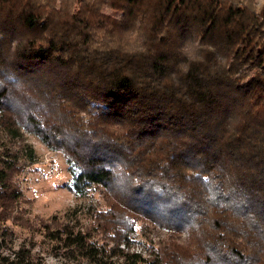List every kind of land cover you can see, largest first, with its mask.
Instances as JSON below:
<instances>
[{"label": "trees", "instance_id": "obj_1", "mask_svg": "<svg viewBox=\"0 0 264 264\" xmlns=\"http://www.w3.org/2000/svg\"><path fill=\"white\" fill-rule=\"evenodd\" d=\"M22 131L87 200L42 229L72 261L264 264V0H0V133ZM37 161L0 150L2 235ZM138 222L164 230L148 256L119 246Z\"/></svg>", "mask_w": 264, "mask_h": 264}, {"label": "rangeland", "instance_id": "obj_2", "mask_svg": "<svg viewBox=\"0 0 264 264\" xmlns=\"http://www.w3.org/2000/svg\"><path fill=\"white\" fill-rule=\"evenodd\" d=\"M103 11L118 15L108 8ZM25 142L33 146L38 161L24 165L13 175L22 190L23 198L19 210L12 208L6 227L1 231L0 264L11 260L15 263L17 255L27 250L30 252L29 259L33 261L30 264H78L68 258L55 241L46 238L42 229L45 225L52 227L58 221L67 220L69 215L65 213L74 207L79 208L77 215L80 222L87 223V200H76L67 187L69 172L61 151L46 147L36 136L26 131H22L20 139L0 133V150L5 147L15 150ZM163 233L164 230L156 226L144 228L143 223L138 222L133 230L125 232L119 246L122 247L121 243H124V248L148 256L153 250L152 243H156ZM184 236L186 234L182 233ZM27 260L24 257V262Z\"/></svg>", "mask_w": 264, "mask_h": 264}, {"label": "built area", "instance_id": "obj_3", "mask_svg": "<svg viewBox=\"0 0 264 264\" xmlns=\"http://www.w3.org/2000/svg\"><path fill=\"white\" fill-rule=\"evenodd\" d=\"M122 244V247H124V243H121Z\"/></svg>", "mask_w": 264, "mask_h": 264}]
</instances>
